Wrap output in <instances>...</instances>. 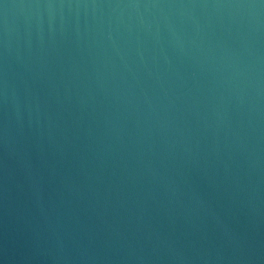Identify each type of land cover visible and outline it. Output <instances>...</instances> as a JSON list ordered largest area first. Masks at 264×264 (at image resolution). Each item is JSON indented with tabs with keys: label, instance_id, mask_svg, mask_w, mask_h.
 Wrapping results in <instances>:
<instances>
[{
	"label": "water",
	"instance_id": "1",
	"mask_svg": "<svg viewBox=\"0 0 264 264\" xmlns=\"http://www.w3.org/2000/svg\"><path fill=\"white\" fill-rule=\"evenodd\" d=\"M0 264H264V0H0Z\"/></svg>",
	"mask_w": 264,
	"mask_h": 264
}]
</instances>
